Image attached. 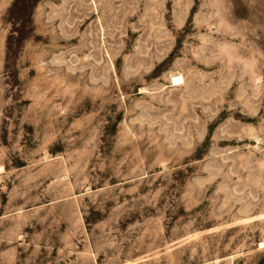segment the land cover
Returning a JSON list of instances; mask_svg holds the SVG:
<instances>
[{"label":"rangeland","instance_id":"obj_1","mask_svg":"<svg viewBox=\"0 0 264 264\" xmlns=\"http://www.w3.org/2000/svg\"><path fill=\"white\" fill-rule=\"evenodd\" d=\"M0 264H264V0H0Z\"/></svg>","mask_w":264,"mask_h":264},{"label":"bare ground","instance_id":"obj_2","mask_svg":"<svg viewBox=\"0 0 264 264\" xmlns=\"http://www.w3.org/2000/svg\"><path fill=\"white\" fill-rule=\"evenodd\" d=\"M174 80V82H177L178 80H179V78H175V79H173ZM179 82H180V80H179ZM178 83V82H177Z\"/></svg>","mask_w":264,"mask_h":264}]
</instances>
